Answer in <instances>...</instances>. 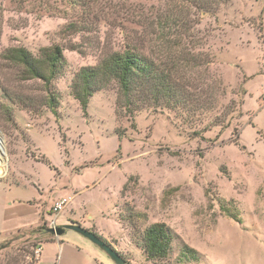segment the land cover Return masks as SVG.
Listing matches in <instances>:
<instances>
[{
    "label": "rangeland",
    "instance_id": "rangeland-1",
    "mask_svg": "<svg viewBox=\"0 0 264 264\" xmlns=\"http://www.w3.org/2000/svg\"><path fill=\"white\" fill-rule=\"evenodd\" d=\"M56 45L49 90L6 58ZM125 48L169 71L181 103L140 79L127 102L112 80L85 112L76 75ZM0 137V264L37 263L63 200L57 224L78 221L126 264H264V0H0ZM157 222L174 242L149 259ZM63 239L40 264H116L85 236L95 252ZM184 244L199 260L185 261Z\"/></svg>",
    "mask_w": 264,
    "mask_h": 264
},
{
    "label": "trees",
    "instance_id": "trees-1",
    "mask_svg": "<svg viewBox=\"0 0 264 264\" xmlns=\"http://www.w3.org/2000/svg\"><path fill=\"white\" fill-rule=\"evenodd\" d=\"M43 52V56L39 58L33 56L25 47H14L8 50L6 58L22 67L25 78L44 80L46 88L49 90L51 82L63 65L64 57L59 45L44 48ZM138 79L141 80L143 89L147 91L154 89L158 96L170 94L169 97H173L177 103H181L178 96L183 87L176 79V82L173 81V76L170 75L169 71H155L154 65L142 57L135 48L134 50L125 48L122 51H113L103 58L97 66L82 68L76 75L72 88L75 98L80 101L83 110L86 112L90 96L93 95L94 90L104 88L105 84L112 80L118 83L121 95L127 102H130L138 90ZM47 101L49 108L56 114V96L51 93ZM47 230L48 228L43 225L33 231L34 233H41ZM173 242L174 233L163 222L154 223L146 229L144 247L149 259L166 258L171 251ZM9 244L10 241L2 245L8 247ZM181 252L185 261H195L200 258L199 252L188 244H184Z\"/></svg>",
    "mask_w": 264,
    "mask_h": 264
},
{
    "label": "water",
    "instance_id": "water-1",
    "mask_svg": "<svg viewBox=\"0 0 264 264\" xmlns=\"http://www.w3.org/2000/svg\"><path fill=\"white\" fill-rule=\"evenodd\" d=\"M66 229H73L76 232L90 239L93 243L97 244L102 250H104L116 264H126L125 258L110 244H108L101 236L94 231L80 225V224H69L63 226H56L51 228L50 231L58 236L63 235Z\"/></svg>",
    "mask_w": 264,
    "mask_h": 264
},
{
    "label": "crops",
    "instance_id": "crops-1",
    "mask_svg": "<svg viewBox=\"0 0 264 264\" xmlns=\"http://www.w3.org/2000/svg\"><path fill=\"white\" fill-rule=\"evenodd\" d=\"M60 212H58L57 214H56V216H55V223L57 224V216H58V214H59ZM46 214H49L50 216H52V214H50V213H46ZM54 214V213H53ZM55 215V214H54ZM47 221L48 222H51L50 220H48L47 219ZM74 222H78V221H72L71 222V224H76V223H74ZM58 225V224H57ZM66 225H69V224H66ZM59 226V225H58ZM63 226V225H62ZM49 229V228H48ZM50 232V231H49ZM52 233V232H51ZM64 237H67V238H73V240L75 241V242H77L78 244H79V250L80 251H84L85 249L84 248H87V250L89 251V252H92V251H94L95 252V246H94V244L92 243V242H90V244H88V242H85V240H84V236L82 235V234H80V233H78V232H76L75 230H73V229H66V231H65V233L63 234V235H60V236H55V239H53V240H50V241H46L45 243H43V245L41 246V253H40V255H39V258H38V261H37V263L36 264H40V260L42 259V257H43V251H44V245L47 243V242H54V241H56V240H58L59 241V244H60V246L63 244V242L65 241L63 238ZM98 253V252H97ZM88 257L89 258H92V255H88ZM104 259H106V258H104ZM56 264H60V262L58 261V262H56Z\"/></svg>",
    "mask_w": 264,
    "mask_h": 264
},
{
    "label": "built area",
    "instance_id": "built-area-1",
    "mask_svg": "<svg viewBox=\"0 0 264 264\" xmlns=\"http://www.w3.org/2000/svg\"><path fill=\"white\" fill-rule=\"evenodd\" d=\"M64 204H65V200H63L62 202H57V203H55V205H54V210L55 211H57V212H55L54 214H57L58 212H60L61 210H63V208H64ZM57 226V224L55 223V220H52L51 222H50V227L51 228H55ZM40 253H41V247H39V248H37L36 249V255L39 257V255H40Z\"/></svg>",
    "mask_w": 264,
    "mask_h": 264
},
{
    "label": "bare ground",
    "instance_id": "bare-ground-1",
    "mask_svg": "<svg viewBox=\"0 0 264 264\" xmlns=\"http://www.w3.org/2000/svg\"><path fill=\"white\" fill-rule=\"evenodd\" d=\"M2 137H0V165L4 166L6 165L5 159L2 155H4L3 153L5 152V148H4V141L1 139Z\"/></svg>",
    "mask_w": 264,
    "mask_h": 264
}]
</instances>
